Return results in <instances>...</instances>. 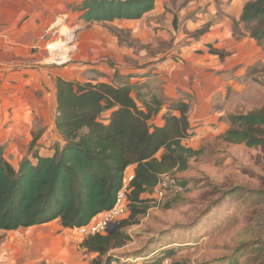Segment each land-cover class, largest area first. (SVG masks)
<instances>
[{
    "label": "trees",
    "instance_id": "obj_1",
    "mask_svg": "<svg viewBox=\"0 0 264 264\" xmlns=\"http://www.w3.org/2000/svg\"><path fill=\"white\" fill-rule=\"evenodd\" d=\"M155 4L156 0H83L78 10L85 23H106L141 19ZM241 21L249 36L264 40V0H248ZM144 89L118 73L112 82L59 78L55 125L63 143L42 155L35 150L41 136H33L30 152L19 167L12 165L0 145V230L55 220L68 229L84 226L113 207L125 172L132 167L127 219L108 234L90 236L81 244L86 253L97 254L93 264L118 262L112 251L132 240L125 229L139 223L138 217L153 206L149 195L161 175L188 170L191 159L201 154L184 144L191 136L190 105L183 100L166 101L151 88ZM165 105L164 125L152 124ZM107 111L111 114L104 121L101 115ZM222 139L263 146L264 108L233 114ZM176 252L168 249L148 264H161Z\"/></svg>",
    "mask_w": 264,
    "mask_h": 264
},
{
    "label": "crops",
    "instance_id": "obj_2",
    "mask_svg": "<svg viewBox=\"0 0 264 264\" xmlns=\"http://www.w3.org/2000/svg\"><path fill=\"white\" fill-rule=\"evenodd\" d=\"M78 1L81 0H0V145L4 146L7 159L15 167H19L29 154L32 133L39 120L44 119L42 127L46 128L38 141L40 145L35 147L40 149V154L54 151V147L43 143L47 136L56 139L52 145L63 143L55 125L57 80H87V71L94 69L102 73L109 69L105 63H95L102 37L95 28L85 30L81 13L70 7ZM168 1L156 0L155 8L141 19L111 22L119 29L129 30L139 42L150 44L148 48H155L154 53L148 55L147 47L143 46L148 60L139 67L134 66L133 70L126 69V74L121 76L144 85V90L151 88L166 101L187 102L192 129L184 144L196 149L191 141L200 128L203 132L212 125L222 128L221 132L228 128V124L221 121L224 113L214 111V101L224 88L222 72L251 64L257 44L248 33L241 36L235 33L236 22L244 24L241 15L248 0H193L194 7L186 13L183 9L188 2L182 9L184 12L181 10L186 14L177 18L166 14L164 5ZM160 14L166 15L156 18ZM65 23L83 27L76 49L80 51L79 45L83 50L87 48V62L60 64L49 61L50 44L63 35L61 28ZM153 37L155 41L168 40L173 47L170 50L161 48L150 40ZM104 38L108 42L112 38V45L118 48V36L112 33L110 39ZM124 47L130 55L135 53L132 48ZM216 52H223L225 56L222 58ZM105 80L92 79L93 82ZM167 111L165 105L152 119V124L164 125ZM37 226L33 234L29 227L6 231L7 237L0 241V264H37V253L52 249L53 233ZM173 228L162 230L167 232L160 238L144 228H127L132 240L113 252L128 264L151 263L162 252L179 247L176 236L179 238L183 232L176 225Z\"/></svg>",
    "mask_w": 264,
    "mask_h": 264
},
{
    "label": "rangeland",
    "instance_id": "obj_3",
    "mask_svg": "<svg viewBox=\"0 0 264 264\" xmlns=\"http://www.w3.org/2000/svg\"><path fill=\"white\" fill-rule=\"evenodd\" d=\"M82 1L70 7L79 12ZM194 4L193 0H169L164 5V10L170 18L182 17ZM182 9L185 14H182ZM163 15L156 18H164ZM84 26L85 30L95 28L101 35L102 46L100 45V51L95 56V63H105L109 69L102 73L94 69L87 71V80L79 81L81 83L93 82L92 79L100 77L112 82V73L116 71L115 74L120 76L126 74V69L133 70L134 66H141L148 60L147 54L154 53L155 48H148L147 45L150 44L146 41L145 44L139 42L129 30L119 29L111 22L85 23ZM235 26L238 36L246 33L249 35L245 24L236 22ZM72 27L65 23L61 28L63 35L51 42H57L53 46L58 47V50H55L49 61L55 56L54 62L59 63L62 60L59 55L61 53L66 54L63 64L78 61L85 63L89 60L87 48L83 50L79 45L80 51L76 49L77 38L83 27ZM112 33L119 37L118 48L112 45V38H108ZM146 35L148 37L149 33ZM150 40L161 48L170 50L173 47L165 39L155 41L156 37H153ZM255 41L257 52L251 64L238 65L222 72L224 88L214 101V111L224 113L221 121L228 126L233 114L264 108V40ZM124 46L132 48L136 54L130 55V51ZM143 46L147 47L148 53ZM70 55L71 59L68 61ZM110 114L111 111L104 112L101 119L108 120ZM221 121L219 123L222 125ZM43 124L44 119L39 120L32 137L43 136L46 130L42 127ZM221 129L218 125H212L206 132L200 128V135L194 133L196 138L191 142H194L196 149L201 150V154L191 159L190 168L186 172L174 173L183 190L166 198L159 205L153 204L147 213L138 217L139 223L127 228H144L147 232L158 234L160 238L167 232L162 230L174 229L176 225L183 233L179 238L176 236L180 245L174 248L177 252L170 259L185 264H264V145L249 147L245 143L225 142L222 134L227 128L223 132ZM53 137L47 136L43 143L53 148L55 144L52 143L56 142ZM39 145L38 143L37 146ZM29 228L31 234L37 230L34 226ZM37 228H45L48 233H53L52 249L49 252H38L37 264H93L97 254L86 253L81 245L83 239L64 228L59 220L38 225ZM7 232L0 230V241L7 237ZM112 253L115 254L113 251ZM43 259L45 261L40 263ZM127 262L119 258L115 264H128Z\"/></svg>",
    "mask_w": 264,
    "mask_h": 264
},
{
    "label": "built area",
    "instance_id": "obj_4",
    "mask_svg": "<svg viewBox=\"0 0 264 264\" xmlns=\"http://www.w3.org/2000/svg\"><path fill=\"white\" fill-rule=\"evenodd\" d=\"M70 57L71 55L68 56V61L71 59ZM174 173L176 174V172H167L161 175L154 191L149 195L152 204L159 205L166 198L183 190ZM133 179L134 171L132 170V167H128L124 175L123 185L117 193L116 201L113 207L99 215H96L88 224L75 227L70 230L83 240L96 234H108L115 224H118L122 219L128 217L130 214L129 194L131 192V182ZM161 264L184 263L181 261H174L170 258H165Z\"/></svg>",
    "mask_w": 264,
    "mask_h": 264
},
{
    "label": "bare ground",
    "instance_id": "obj_5",
    "mask_svg": "<svg viewBox=\"0 0 264 264\" xmlns=\"http://www.w3.org/2000/svg\"><path fill=\"white\" fill-rule=\"evenodd\" d=\"M56 43H57V42H56ZM56 43L50 44V48H51V51H52V52H51V53H52V56L55 54V50H58V47L53 46V45L56 44ZM58 44H59V43H58ZM56 54H57V53H56ZM59 55L62 56V60H61V61L59 60L60 63L66 60V58H65V55H66V54L61 53V54H59ZM54 57H55V56H54ZM54 57H53V59H54ZM53 59H51V61H54Z\"/></svg>",
    "mask_w": 264,
    "mask_h": 264
},
{
    "label": "water",
    "instance_id": "obj_6",
    "mask_svg": "<svg viewBox=\"0 0 264 264\" xmlns=\"http://www.w3.org/2000/svg\"><path fill=\"white\" fill-rule=\"evenodd\" d=\"M116 225H117V224H115V225L113 226V229L116 227Z\"/></svg>",
    "mask_w": 264,
    "mask_h": 264
}]
</instances>
